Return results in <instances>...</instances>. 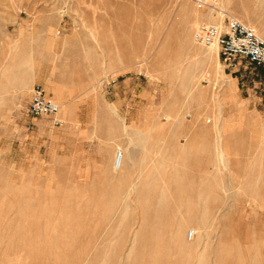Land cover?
Instances as JSON below:
<instances>
[{"label": "rangeland", "instance_id": "374dc122", "mask_svg": "<svg viewBox=\"0 0 264 264\" xmlns=\"http://www.w3.org/2000/svg\"><path fill=\"white\" fill-rule=\"evenodd\" d=\"M219 7L199 9L193 0H0V264L127 257L136 231L162 207L156 195L166 186L173 197L169 175L177 170L194 174L188 189L200 182L214 188L205 209L171 202L169 220L192 219L185 239L197 241L190 232L204 215L211 225L199 229L201 238L238 242L247 264H264V68L245 62L225 71L217 47L214 71L197 83L186 79L188 64L208 49L195 41L199 24L219 23L222 13L221 20L239 18L261 36L264 0H219ZM28 59L34 77L21 84L18 63ZM37 85L60 105L62 125L28 111ZM128 145L135 161L114 169L118 148ZM187 197L200 206L198 196ZM83 229L95 235L83 236ZM51 251L57 260L49 263Z\"/></svg>", "mask_w": 264, "mask_h": 264}, {"label": "bare ground", "instance_id": "6f19581e", "mask_svg": "<svg viewBox=\"0 0 264 264\" xmlns=\"http://www.w3.org/2000/svg\"><path fill=\"white\" fill-rule=\"evenodd\" d=\"M211 11H214V10H211ZM222 15L223 14L221 13V16H220L221 19H223V16ZM221 19H219L217 21L219 23H215V24H223L224 23V20H221ZM205 20H209L210 22L213 21V19L211 17H207V18H205ZM260 34H261V37L264 38V32H261ZM217 47L218 46L216 44L208 45V49H206V51H205L206 57L203 60H199V61H197L195 63L192 62V63H189L188 64V66L186 67L187 73H188L186 79L188 80V82L197 83V82H199L201 80V78H204L205 77V74H208V73H211L212 71H214V70H212V71L210 70L211 69V61L210 60H211V57L214 56L213 54H215V52H217ZM217 55L218 54H216V56ZM29 61H30L29 59L28 60H20V62L18 63L19 66H20L19 71L17 72V74L14 73L21 80V84H25L27 81H29V79L31 77H34L32 75L31 63ZM10 74L11 73H10L9 70L7 72L5 71V76L7 77L8 81L9 82H12V84H13V81H15L14 80L15 78L12 77V75H10ZM0 76H1V73H0ZM215 76H216V74H215ZM26 86H27V84H26ZM8 100L9 101H11V100L13 101L14 99L13 98H10ZM5 102H7V99H5ZM220 141H222V140H220ZM123 147H119L118 148V150H117V152L115 154L114 161H113V168L116 169V170L119 169L120 171L125 170V166H126V163H127V159L128 158L129 159H132L133 161H135V159H136V157L134 156V154L132 155V152H131L132 150H131V147L129 145L126 146V148L125 147L123 148ZM165 174H164V176L167 177L168 176L167 173H165ZM193 176H194V174L191 171H188V170H184V171L183 170H177V171L173 172L172 174H170L169 177L171 179V187H173V190H172V193H173L172 196L173 197L171 198V196L168 195L169 193L166 190V186H165V188L161 189L160 195H156V197H155V202H157L162 207L159 208V209H157V211L154 208L156 214L153 217H155V218L153 220H151V221L150 220H145V222H143V224H141V227H140L139 231H136V233L134 235L137 237L136 240H138V243H136V244L133 243L132 247L128 251L129 254L126 255L127 257H122L123 259L118 258V256L120 255V253H115V252L112 251L113 254L106 255V258L104 257V259L106 261L103 258L101 259V260H104L105 261L104 264H247L246 261H244V260H246V258L245 257H242L243 254L237 253V251H239V249H241V248H239V246H241V245L239 244V246H238V242L237 243L234 242L235 244L229 242L230 245L229 244L226 245L224 242H222L224 240H219V242H217V243L214 244L213 242H211V239L212 238H211V234L210 233L205 234V236L203 235L202 238H201V233H199L200 232L199 229L200 228H203L204 226L207 227V226L211 225V223L207 220V218L204 217V215L201 216L198 219L199 226L194 227L193 230H192V232H190V233H192L191 237H193L195 234H197V237L195 239L197 241L195 243H191L192 241H189L188 242V239L187 240L185 239L186 238V236H185L186 228H187L189 222L192 221V219H188L186 221L185 220L184 221H177V222H174V221L169 220L170 213L172 211V207H171V204L172 203L171 202H173V201L177 202L180 207H183V208L187 209L188 211H191V210L197 209V208L198 209H205L208 206V203L206 201L207 200L206 197H207V195L209 193H211V188L213 187V184L210 183V182H208V183L200 182L196 186L194 185L193 188L190 187L192 189H190V188L188 189L186 183ZM212 189H214V188H212ZM193 194H195L196 196H198V198L201 199L200 206L197 205L199 203H197V201L195 199H193L191 197H187L188 195H193ZM25 200H23V204L25 203ZM30 201H32V200H29V202ZM32 202H34V201H32ZM32 206H30V210L32 209L31 208ZM18 210H20V209H18ZM52 210H54V209L52 208ZM149 210H150V208H149ZM42 211L43 210L38 211V213L35 212V213L38 214V215L36 214L35 217L36 216H39L40 215V212H42ZM48 212H50V211H48ZM149 212H153V208ZM155 212H153V213H155ZM51 213H54V212L52 211V212H50V214ZM67 214H70V213H67ZM77 214H79V215H77V216H79L78 217V219H79L80 218V213H77ZM27 215L30 217V219H32L34 217V216H31V214H27ZM51 215H53V214H51ZM71 215L70 216L69 215L68 216L66 215L65 218L67 220H68L69 217L72 219L75 214L73 213V216H71ZM42 216H44V215L42 214ZM82 216L84 217V215H82ZM44 217H46V216H44ZM48 217H50V216H48ZM48 217L46 218V220H47V222L50 221V223H51V220L54 219V216H53V219H52V216H51V220ZM75 218H76V216H75ZM37 219H38V217H37ZM48 219H49V221H48ZM39 220H40V217H39ZM33 221H34V219H33ZM33 221H31V222H33ZM37 221L38 220H36L35 223ZM40 221L41 222L43 221L42 222V224H43L45 220H40ZM40 221H38V222H40ZM88 221L85 220L84 223H86ZM104 221L107 223V220H104ZM104 221H102V223ZM38 222L36 224H34V226L38 225ZM47 222H46V224H48ZM110 223H111V221H110ZM29 224H31V223H28V227H29ZM103 225H104V223L100 227L104 228ZM112 225H113V223H112ZM43 226L44 225H42L41 228H43ZM45 226H44V228H45ZM85 226H87V225H85ZM107 226H106V228L108 229ZM96 227L97 228H100L98 226H96ZM114 227H116V226H114ZM114 227L112 226L113 229H114ZM122 227L120 228V226H119V228H120L119 230H124V229H122ZM97 228H95V233H97L96 232L97 231ZM117 228L114 229V230L117 231ZM128 228H130V226ZM55 229L56 228H54L53 230H55ZM81 229H82V226H81ZM89 229H91V227H89ZM107 229H106V231H107ZM12 230H13V228H12ZM83 230H84V235L82 234L81 231H79L80 234L83 235V236L89 235L92 232H94L93 228L91 229V231L92 230L93 231L91 233H89V234L88 233L86 234L85 229H83ZM100 230H102V229H100ZM29 231H30V229H29ZM103 231H105V230H103ZM5 232H6V229H5ZM111 232H113V231H111ZM118 232H121V231H118ZM130 232H131V230H130ZM228 232L229 231L226 230L224 234H226ZM38 233H40V232L38 231ZM38 233H36V234H38ZM98 233L100 234V232H98ZM98 233H97V235L99 236ZM91 235H95V234L92 233ZM120 236H121V234H120ZM66 239H67V237H66ZM30 240H31V238H30ZM30 240H29V242H30ZM200 241H202V242L204 241V242L202 243ZM1 242H3V241H1ZM71 242H72V240H71ZM222 243H224L225 245H223ZM0 244H2V243H0ZM6 245H7V243H6ZM14 245H13V247H15ZM26 245H28V243H26ZM48 246H50V248L52 247L51 245H48ZM48 246L46 245L47 249L49 248ZM199 246H200V248H199ZM31 247H32V245H31ZM88 247L89 246H86L84 248H88ZM237 247L239 248L238 250H237ZM89 248H91V247H89ZM36 249H39V248H36ZM36 249L33 248L32 250H36ZM52 249L53 248H51V250ZM92 249H94V248L92 247ZM100 249H101V247H100ZM242 249H243V247H242ZM84 250H86V249H84ZM104 250H105V248H104ZM5 251L8 253V249H5ZM36 251H38V250H36ZM52 251H54V250H52ZM52 251H51V253L48 252L50 254H48L47 258L49 257V255L52 254ZM95 251L97 252V249H95ZM242 251L245 252L244 249ZM13 252L15 253V251H13ZM64 252H66V251H64ZM61 253H63V252H61ZM87 253L88 252H86V253L83 252V254H85V255H87ZM89 253H92V251L89 252ZM99 253H101V252H99ZM251 253H253V252H251ZM251 253L248 252L249 255ZM70 254L72 255V254H74V252H71ZM105 254H108V252H106ZM116 254H119V255L117 256ZM237 254L241 255V258H239V255H237ZM7 255L9 256L10 254H7ZM64 255H66V254L64 253ZM75 255H76V253H75ZM97 255H100V254H97ZM251 255L253 256V254H251ZM256 255L254 257L260 259L259 261L263 260L262 256H261V258H262L261 259L260 257H258ZM76 256L79 258V255H76ZM51 257H52L53 260L56 259V258H53V256H51ZM51 257H49L50 259L48 258L49 259V263H50V261H53V260H51ZM18 258L20 259V257H18ZM70 258L73 261V257H69V262L71 261ZM83 259L85 260V258H83ZM83 259L81 258L80 260H83ZM78 260L76 258V261H78ZM80 260L78 262H75V260H74L75 264H82V262ZM89 260H91V259H89ZM17 261H19V260L17 259ZM88 261H86V264H87ZM20 262H22V261H20ZM60 262L62 263V261H60ZM250 262H251V259H250ZM252 263L255 264V261L254 262H251L250 264H252ZM258 263H256V264H258ZM14 264H15V262H14ZM16 264H18V262ZM24 264H26V262ZM52 264H55V263H52ZM56 264H59V263H56ZM71 264H74V263H71ZM99 264H100V259H99ZM259 264H262V262L259 263Z\"/></svg>", "mask_w": 264, "mask_h": 264}, {"label": "built area", "instance_id": "2783aa9c", "mask_svg": "<svg viewBox=\"0 0 264 264\" xmlns=\"http://www.w3.org/2000/svg\"><path fill=\"white\" fill-rule=\"evenodd\" d=\"M199 9H220L219 0H193ZM195 41L203 46L216 44L224 70L237 69L248 63L264 68V39L254 27L239 18H226L223 24L201 23L195 32ZM60 105L40 86H34L28 111L34 116H49L54 125H62ZM192 233H190V236Z\"/></svg>", "mask_w": 264, "mask_h": 264}]
</instances>
